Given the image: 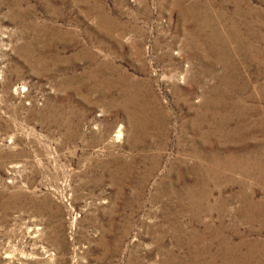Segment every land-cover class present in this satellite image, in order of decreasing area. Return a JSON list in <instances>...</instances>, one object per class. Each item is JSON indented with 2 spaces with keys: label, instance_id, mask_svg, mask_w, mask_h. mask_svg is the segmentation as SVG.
Returning <instances> with one entry per match:
<instances>
[{
  "label": "rangeland",
  "instance_id": "1",
  "mask_svg": "<svg viewBox=\"0 0 264 264\" xmlns=\"http://www.w3.org/2000/svg\"><path fill=\"white\" fill-rule=\"evenodd\" d=\"M0 264H264V0H0Z\"/></svg>",
  "mask_w": 264,
  "mask_h": 264
}]
</instances>
